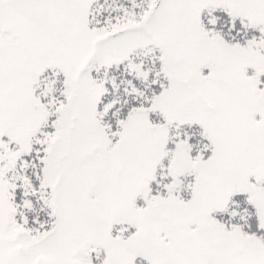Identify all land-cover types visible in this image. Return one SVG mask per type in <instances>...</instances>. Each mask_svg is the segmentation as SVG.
Segmentation results:
<instances>
[{"label": "snow or ice", "instance_id": "6c2138e0", "mask_svg": "<svg viewBox=\"0 0 264 264\" xmlns=\"http://www.w3.org/2000/svg\"><path fill=\"white\" fill-rule=\"evenodd\" d=\"M0 264H264V0H0Z\"/></svg>", "mask_w": 264, "mask_h": 264}]
</instances>
